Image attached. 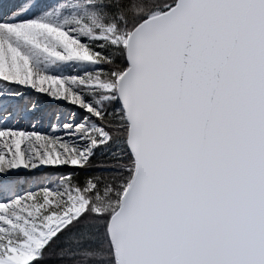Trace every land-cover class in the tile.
I'll return each mask as SVG.
<instances>
[{
	"label": "snow or ice",
	"instance_id": "6c2138e0",
	"mask_svg": "<svg viewBox=\"0 0 264 264\" xmlns=\"http://www.w3.org/2000/svg\"><path fill=\"white\" fill-rule=\"evenodd\" d=\"M0 264H264V0H0Z\"/></svg>",
	"mask_w": 264,
	"mask_h": 264
}]
</instances>
